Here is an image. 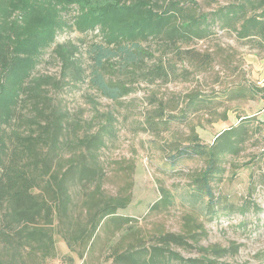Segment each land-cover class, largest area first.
<instances>
[{
  "label": "trees",
  "instance_id": "obj_1",
  "mask_svg": "<svg viewBox=\"0 0 264 264\" xmlns=\"http://www.w3.org/2000/svg\"><path fill=\"white\" fill-rule=\"evenodd\" d=\"M66 30L97 31L100 42L91 47L90 69L82 66L78 46L57 42ZM218 32L264 50V0H224L208 11L195 0H0V264H50L60 256L59 239L71 254L83 258L93 251L101 229L111 232L113 264H219L209 255H222L224 248L199 246L201 257L185 259L170 246L190 244L189 239L198 244L196 236L205 227L195 215L214 216L219 207L231 206L226 196L216 195L213 184L223 180L224 162L239 153L255 116L243 117L212 143H202L193 134L188 144H170L173 162L199 159L204 166L176 192L161 188V199L152 210L179 200L190 212L183 217L181 233L159 231L152 235L155 243L147 244V234L133 226L134 218L120 213L130 204L131 193L111 195L103 188L106 172L100 153L117 135V116L106 112L96 132L79 134L69 113L57 105L44 108V85L52 78L35 74L52 48L61 61L63 79L84 82L91 75V86L118 102L132 88L109 77L111 63L140 67L148 55L142 42L156 40L174 48L185 46L180 53L206 66L210 54L190 46ZM153 70L168 75L162 64ZM228 94L231 100L247 99L264 96V90L238 84ZM208 101L212 99L193 93L181 114L157 108L145 128L155 133L169 130ZM27 106L30 115L23 112ZM71 254L63 258L74 264Z\"/></svg>",
  "mask_w": 264,
  "mask_h": 264
},
{
  "label": "rangeland",
  "instance_id": "obj_2",
  "mask_svg": "<svg viewBox=\"0 0 264 264\" xmlns=\"http://www.w3.org/2000/svg\"><path fill=\"white\" fill-rule=\"evenodd\" d=\"M195 1L203 11L224 2ZM96 33L66 30L59 33L57 42L78 46L77 56L82 66L90 69L91 47L100 42ZM142 46L148 55L140 67L121 68L118 62H113L112 68H108L109 77L132 88V93L118 102L93 88L89 82L91 75L84 82L63 79L61 61L52 48L48 49L35 72L36 76L52 78L44 85V108L57 105V109L69 113V120L77 123L79 134L96 132L104 123L106 112L117 116V135L107 140L100 153L106 172L103 188L111 195L122 191L131 193L130 204L120 213L134 218L133 226L147 234V244L155 243L152 235L159 231L181 233L183 217L190 212L179 200L152 210L151 205L161 199V188L176 192L189 182L194 171L204 166V161L199 159L173 162L171 155L175 152L171 151L170 144H188L193 134H197L202 143H212L221 131L238 125L243 117L255 116L249 126V137L239 153L224 162L223 180L213 184L216 195L226 196L231 206L226 210L219 207L221 211L214 216L195 215L205 227L196 236L198 244L189 239L190 244L172 243L170 248L189 259L202 256L199 246L220 247L224 248L222 255H209L219 264H264V125L259 126L264 121V96L231 100L228 94L238 84L264 90V50L218 32L190 46L200 53L210 54L212 61L205 66L180 53L185 46L174 48L156 40L142 42ZM160 64L167 69V76L161 77L153 70ZM193 93L212 101L188 112L185 123L172 124L169 130L155 133L145 128L146 119L157 108L168 114H181ZM29 107L23 109L25 114H31ZM98 234L93 251L83 258L71 254L66 243L59 239L60 256L50 264H71L63 258L65 254L74 256V264H113L108 240L111 232L101 229ZM167 264L184 263L170 260Z\"/></svg>",
  "mask_w": 264,
  "mask_h": 264
}]
</instances>
